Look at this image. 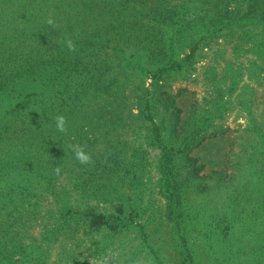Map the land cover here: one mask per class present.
<instances>
[{"label": "rangeland", "instance_id": "1", "mask_svg": "<svg viewBox=\"0 0 264 264\" xmlns=\"http://www.w3.org/2000/svg\"><path fill=\"white\" fill-rule=\"evenodd\" d=\"M70 2L76 41L101 14L126 43L103 56L108 78L134 72L159 117L171 100L180 108L173 162L164 169L148 120L130 121L135 102L117 116L100 110L107 102L74 101L76 88L88 91L77 82L86 73L40 63L56 40L47 21L65 1L0 0V264H264V25L244 18L206 29L201 19L221 3L249 13L251 0ZM152 14L166 32L170 69L161 72L149 63L152 44L133 45L135 24L149 26ZM75 55L70 62L95 61ZM165 117L168 133L171 110ZM73 144L92 160L81 164Z\"/></svg>", "mask_w": 264, "mask_h": 264}, {"label": "trees", "instance_id": "2", "mask_svg": "<svg viewBox=\"0 0 264 264\" xmlns=\"http://www.w3.org/2000/svg\"><path fill=\"white\" fill-rule=\"evenodd\" d=\"M63 1L67 3L66 8L59 10L54 23L50 24L55 28L56 40L55 42L50 43L51 46L47 48L49 52L47 54H43L40 63L43 66L54 68L58 72L72 73L80 70L81 72L86 73L84 77L85 79H83V81L77 82H81V85L85 86L88 91L81 92L78 88H76L75 91H77V93L73 96L74 101H77L80 99V97H83V99L90 98L91 101L95 102H107V105L99 107L100 110L109 106L113 109L112 111H110V113H115L117 116H122L124 113V110L119 111V108L125 106L126 103H132V101L135 102V105H137L138 108V113L135 115L130 113L128 116L131 118L130 121H149V138L152 140V142H154V144L158 145V147L162 149V163L164 169H170L173 162V146L175 142H178V140H176L178 138L176 129L180 121V108L174 104V101L171 100L167 104H164V107L162 108L163 116L159 117L161 112H159V109H157V107L154 105L155 103L153 102V98L149 95V93H145L140 85H138L136 82L131 81L134 72H126V69H124L125 75H121L118 77L112 76L108 78V76L105 74L106 70L103 56L105 54H109V52L107 51L109 50V48H112L113 51L123 52L124 47H126L125 42L119 44L118 39L114 37V35L118 32L116 29L117 26L114 24L104 25L103 20L104 16L106 15L100 14L101 17L99 18L98 14L100 10L98 9L96 10V14L94 15V17L99 18L97 22H101V24L95 22L94 27H84L86 28V30H84L85 32L83 31V33H87L90 31L92 32L91 37L88 39L82 38L81 40L76 41L74 39V29L76 28H74L72 24H70V21L72 20L70 18V15L72 16L73 12L71 8V2L70 0ZM249 8V13L240 14V11L234 13L230 11V6H227L223 10V3H221L220 8H218V13L212 20L207 19L205 16L201 18L202 22L204 23L203 27L207 29L208 25L211 24L215 28L218 24L224 23L226 26H232L235 22H239L240 24L241 21L244 20V18H247L250 21L261 22L260 24L264 25V0H251ZM229 12L232 14L229 15ZM111 15L115 17L116 12H112ZM152 16L154 17L153 20H150L151 22H149V26L143 25L139 21L135 24L133 28L135 32L134 38L138 39V41L133 40L135 42L133 43V45L142 47L143 49H147L149 45L152 44L153 46H151V51L154 52L155 50H157V53L155 55L153 54L150 57L149 63H153V61H156L158 64H160V66H158V70L161 72L170 69L168 68V63H170V60H166L167 51L164 40L166 32L165 30H162L152 24L158 22V19H156L157 15L152 14ZM115 18H117V16ZM45 27L43 28L44 30L47 29H45ZM44 33L46 38L47 32ZM157 36L161 40L157 38L154 39ZM69 39L75 45L73 49H69L67 46V41ZM75 42H77L78 45ZM171 44L172 42L169 41V45ZM86 51L90 52V54L96 61V64L93 60H90L86 63L83 61H79L78 59L74 62L69 61V57L71 54L76 53L78 55L77 58H83ZM77 55H75L74 58ZM100 57L102 58L100 59ZM135 61L137 65H134V62L132 60H127V64L132 69H136L137 66L140 65L141 58H136ZM97 62L101 63L100 66L97 64ZM84 82L86 83L85 85ZM61 83V85L67 89L69 85L68 77L61 80ZM127 86H130V89H126ZM85 93L87 96L84 95ZM115 106L116 108L114 111ZM168 110H171V118L169 119V122L174 126L173 128H170L172 130H169V132L167 133V129L164 128V124L167 122L165 116ZM132 123L134 122H129L128 125L130 126L132 125ZM183 130L184 133L188 131L185 128H183ZM194 134L195 133L185 134V136L182 138V144L184 145V147L189 144V140L193 137ZM171 180L175 183V180Z\"/></svg>", "mask_w": 264, "mask_h": 264}, {"label": "clouds", "instance_id": "3", "mask_svg": "<svg viewBox=\"0 0 264 264\" xmlns=\"http://www.w3.org/2000/svg\"><path fill=\"white\" fill-rule=\"evenodd\" d=\"M49 24L53 23V20L51 17H49L48 21ZM67 46L69 49H73L75 47V45L73 44V42L69 39L67 41ZM56 120V128L60 131V132H64L66 131V117L63 114H58L55 117ZM71 149H72V153L75 156V158L81 163V164H86L89 161L92 160V155L90 152L85 151V149L78 144H73L70 145ZM57 172L60 171L59 168L56 169ZM83 259V258H82ZM105 264H107V262H105Z\"/></svg>", "mask_w": 264, "mask_h": 264}]
</instances>
